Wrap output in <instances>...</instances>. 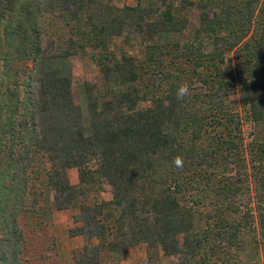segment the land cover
I'll use <instances>...</instances> for the list:
<instances>
[{"label":"trees","instance_id":"trees-1","mask_svg":"<svg viewBox=\"0 0 264 264\" xmlns=\"http://www.w3.org/2000/svg\"><path fill=\"white\" fill-rule=\"evenodd\" d=\"M169 1L161 0L166 8L153 26L179 33L184 20L171 12ZM257 1L239 0L236 9L225 8L210 19L202 16L197 36L182 44L171 43L187 52L186 62L201 67L204 90L179 101L175 98L176 88L182 84L179 72H172L177 80H168L166 73L162 85L151 78L149 86H139L134 84L139 79V64L125 56L105 62L103 56L98 67L104 88L84 86L82 111L72 102L69 77L45 67V60L86 47H105L107 37L119 35L127 19H141L148 10L137 6L115 10L101 0H0V264H22L20 255L27 241L20 214L34 213L36 205L42 215L44 206L49 217L51 205L56 209L69 206L99 177L111 187L112 200L80 206L82 224L87 233L96 234L98 243L85 248L76 264H99L101 247L116 252L141 239L159 243L166 254L195 255L202 239L191 233L192 215L181 202L182 197L166 190H170V184L173 191L187 186L176 180L183 169L176 168L173 160L192 156L196 149L191 141L209 126L227 120L238 130L236 114L225 111L222 102V97L233 91L234 80L222 75L218 67L224 53L232 51L251 29ZM263 4L255 14L258 33L236 48L234 64L239 99L252 121H264V89H259L264 87V21L258 16ZM55 10L68 27L65 42L42 40L47 31L44 19L50 22ZM204 34H215L208 52L201 50ZM158 53V45L146 44L142 60L160 63L159 58L154 61ZM193 57L197 60L192 62ZM23 61L30 65L19 69ZM145 100L151 105L137 108L138 102ZM223 115L225 120L220 121ZM228 132L224 137L215 136L214 141L222 142L218 151L234 157L236 142ZM255 144L250 171L242 167L224 181H208L201 196L228 217L235 212L233 197L251 189L263 234L264 129ZM43 157L52 160L49 168H45ZM71 167L76 169L78 179L73 185L65 177V170ZM149 176L163 190L158 196L137 202L134 188ZM99 216L113 221L109 241ZM34 218L35 226L40 227L42 219ZM44 225H49L48 220ZM240 227L248 228L247 221L243 220ZM80 232L84 233L82 228Z\"/></svg>","mask_w":264,"mask_h":264},{"label":"rangeland","instance_id":"rangeland-1","mask_svg":"<svg viewBox=\"0 0 264 264\" xmlns=\"http://www.w3.org/2000/svg\"><path fill=\"white\" fill-rule=\"evenodd\" d=\"M101 1L104 5H109L115 10L122 6H137L148 11L147 13L144 12L141 19H127L119 35L107 37L105 47L96 49L86 47V49L76 50L72 54L57 55L45 60V67L57 69L63 75H70L72 100L81 106L82 111L85 110L82 100L84 86L90 85L92 89L104 88V77L98 67L103 56L105 62H114L115 59L119 60L125 56L129 57L137 66L139 64L141 66L137 70L139 79L134 83L139 86H149L151 78L155 80L154 82L158 86L160 83L162 85L164 82L162 76L166 73L168 80H177L172 72H179L177 74L178 80L189 85L191 90L189 96L204 90L201 80V67H194L192 63L186 62L184 55L187 56V52L183 51L182 48L175 49L171 43L182 44L192 40L194 36H197L196 29L203 23L202 16L210 19L221 14L225 8L236 9L239 3V0H170L171 12L184 20L181 32L177 33L175 31H161L159 26H153L154 21L166 8L161 0ZM263 3L264 0H258L255 3L251 29L232 51L229 50L224 53L223 61L218 67L222 75L231 76L234 80L233 91L224 95L222 102L226 107L225 111L236 114L235 120L239 124L238 130L233 127L234 123L225 120L224 115L220 116V121L225 120L224 123L207 127L200 137L191 141L196 153L194 152L192 156H184L182 159L183 163L180 169L183 170L176 180L186 183L187 186L180 187L178 191H173L171 190L173 184H170V190L166 189L171 191L173 196L183 198L181 202L192 215L191 233L197 234L202 239L200 248L196 250L193 256L179 253L171 255L164 253L159 243L149 244L146 240L141 239L134 244H126L116 252H110L105 247H101L97 260L99 264H264V233L262 234L259 229L256 201L253 198L252 190L250 189L247 193L240 191L233 197L232 203L235 212L229 214L228 217L225 214V218L213 206L212 202H206L201 196L203 187L208 181H211L210 183L224 181L236 169H243L242 167L250 171L249 166L253 163V151L256 148L255 142L262 137L264 121L249 119L247 107L239 99L236 85L239 76L235 72L234 64L236 63V48L248 39L251 40L250 37L258 33L259 24L255 22L257 17L255 14ZM83 11L82 9L78 10L81 15H83ZM258 16L262 17L264 21V10ZM44 27L47 31L43 35V41L56 39L58 42H65L69 35L68 27L65 21L60 19L57 10H55L50 22L44 19ZM202 29L201 32L204 33ZM214 33L217 35L216 32ZM215 34H204L201 37L202 51L208 52L212 48L211 40ZM150 43L159 46L161 53L156 55L154 61L159 58L161 59L160 63L147 64L142 60L145 46ZM100 53L104 55H100ZM196 60L193 57L192 62ZM29 65V61H23L18 67L24 69ZM262 80L264 82V76ZM259 89H264V87ZM251 93L250 91L249 94L251 95ZM150 105L149 100L139 101L137 108L143 109ZM83 119L86 123V117ZM226 132L236 142L235 148L237 150L233 151L237 155L234 157L224 151H218V144L222 142L214 141L215 136L216 138L218 136L224 137ZM184 135H188V133H184ZM228 157L233 158L229 159ZM41 160L45 168H49L53 164L52 160L46 157ZM176 168L169 172L170 176L174 174ZM65 177L69 184H76L78 180L76 169L74 167L67 168ZM89 187V190H87L88 188L85 189L84 195H77L69 206L56 209L51 205L49 217L48 214L46 215L45 207L41 206L43 203L40 200V206L44 211L43 215L40 214L41 212L36 205L34 206L36 209L34 213L20 214V226L24 229L27 241L20 255L22 264H76L80 253L85 248L98 243L96 234L87 233L86 227L82 224V219L79 217L81 215L80 206L111 201L113 191L100 177L96 183ZM162 190V186L149 176V178L138 181L134 188V197L138 202L145 197L158 196ZM188 192L191 193V196L185 197ZM58 210L61 211L57 213ZM35 216L42 219L40 227L37 224L35 226ZM99 219L105 226V234L107 241H109L112 235V231L109 233V229L114 227L113 221H104L100 216ZM47 220L49 225L45 226ZM243 220L247 221L248 228H239ZM81 228L84 233L80 232ZM177 239L181 242L180 234L177 235ZM107 241H104V246H106Z\"/></svg>","mask_w":264,"mask_h":264},{"label":"clouds","instance_id":"clouds-1","mask_svg":"<svg viewBox=\"0 0 264 264\" xmlns=\"http://www.w3.org/2000/svg\"><path fill=\"white\" fill-rule=\"evenodd\" d=\"M191 94V90L189 88V85L187 83H182L177 86L176 91H175V98L179 101L184 100L186 97H188ZM173 163L175 164L176 167H181L182 166V158L181 157H175L173 160Z\"/></svg>","mask_w":264,"mask_h":264},{"label":"crops","instance_id":"crops-1","mask_svg":"<svg viewBox=\"0 0 264 264\" xmlns=\"http://www.w3.org/2000/svg\"><path fill=\"white\" fill-rule=\"evenodd\" d=\"M92 50V49H91ZM113 57H115V56H113ZM115 60H117V59H115ZM63 75V74H62ZM66 76H68L69 78H70V75H68V74H65ZM69 89H70V86H69ZM70 93H71V89H70ZM71 98H72V94H71ZM73 99V98H72ZM72 102H73V100H72ZM74 103V102H73ZM75 104V103H74ZM59 211H61V210H58L57 211V213L59 212ZM63 217H64V215H62Z\"/></svg>","mask_w":264,"mask_h":264}]
</instances>
